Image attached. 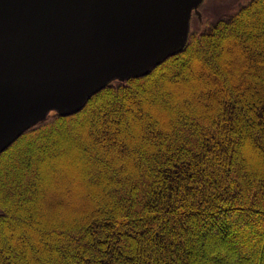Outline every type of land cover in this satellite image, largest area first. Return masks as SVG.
I'll use <instances>...</instances> for the list:
<instances>
[{
    "label": "trees",
    "instance_id": "1",
    "mask_svg": "<svg viewBox=\"0 0 264 264\" xmlns=\"http://www.w3.org/2000/svg\"><path fill=\"white\" fill-rule=\"evenodd\" d=\"M195 22L0 151V264H264V0Z\"/></svg>",
    "mask_w": 264,
    "mask_h": 264
},
{
    "label": "water",
    "instance_id": "2",
    "mask_svg": "<svg viewBox=\"0 0 264 264\" xmlns=\"http://www.w3.org/2000/svg\"><path fill=\"white\" fill-rule=\"evenodd\" d=\"M200 2L0 0V151L51 110L70 114L180 50Z\"/></svg>",
    "mask_w": 264,
    "mask_h": 264
},
{
    "label": "rangeland",
    "instance_id": "3",
    "mask_svg": "<svg viewBox=\"0 0 264 264\" xmlns=\"http://www.w3.org/2000/svg\"><path fill=\"white\" fill-rule=\"evenodd\" d=\"M244 1L246 0H201L196 7L198 13L194 10L191 11L189 25L191 22L194 23L195 19L197 20V24L200 26L202 19L206 22H213L218 17H226ZM198 14H200V20L198 18ZM74 174V177H72L73 180L80 175L82 181H78V184H81L82 186L87 185L89 181L87 180V175L84 172L76 170Z\"/></svg>",
    "mask_w": 264,
    "mask_h": 264
}]
</instances>
